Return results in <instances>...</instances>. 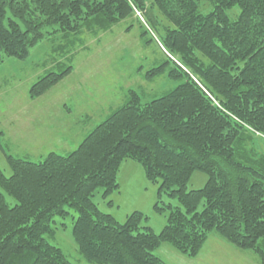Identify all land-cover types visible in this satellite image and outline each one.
Segmentation results:
<instances>
[{
	"label": "trees",
	"instance_id": "16d2710c",
	"mask_svg": "<svg viewBox=\"0 0 264 264\" xmlns=\"http://www.w3.org/2000/svg\"><path fill=\"white\" fill-rule=\"evenodd\" d=\"M208 1L213 8L202 13L200 0H0V64L27 57L48 36H79L85 28L96 35L139 10L185 67L157 42L165 59L144 78L165 76L176 86L148 101L128 88L68 154L14 156L0 131L12 171L7 176L0 168V186L15 200L10 205L0 191V264H74L45 236L66 225L58 218L70 209L77 213L72 233L79 252L95 264H169L155 253L163 242L193 258L212 232L264 264V152L248 142L264 137V0ZM234 7L236 18L229 14ZM137 19L145 43L155 40ZM72 70L48 71L30 97ZM128 159L159 183L154 208L168 213L160 232L144 224L141 211L120 222L95 200L99 189L107 199L120 188ZM195 172L208 179L189 190Z\"/></svg>",
	"mask_w": 264,
	"mask_h": 264
},
{
	"label": "rangeland",
	"instance_id": "374dc122",
	"mask_svg": "<svg viewBox=\"0 0 264 264\" xmlns=\"http://www.w3.org/2000/svg\"><path fill=\"white\" fill-rule=\"evenodd\" d=\"M199 3L202 13L213 8L208 0H200ZM229 14L236 18L239 8L230 9ZM137 17L120 21L96 35L85 28L79 36L65 37L62 33L48 36L32 47L27 57H9L0 64V131H4L1 139L8 153L32 161L40 160L51 151L68 154L79 146L86 134L80 128L88 116L93 118L90 123L92 129L111 109L123 102L122 95H111L117 92V85L137 90L145 101L176 86L177 81L165 76L153 81L144 78V72L164 60L165 54L156 40L145 43ZM162 23L165 25L164 19ZM160 35L161 32L157 36ZM68 65H73V70L63 81L43 96L30 97L29 89L40 77L50 70H64ZM86 91L88 95L81 94ZM74 95L83 97L78 105L72 106L76 100L70 98ZM68 100L72 102L68 103ZM89 107L94 109L91 114H78L88 111ZM260 135H255L254 141L248 142L264 152V137ZM0 168L5 175H11L10 164L1 147ZM191 177L189 190L201 188L208 179L203 172H195ZM118 182L120 188L107 199L102 197L99 189L95 200L100 208L111 212L120 222H124L131 212L141 211L147 217L144 224L160 232L167 222L168 213H159L154 208L159 183L150 181L143 166L130 159L122 162ZM0 191L10 205L15 203L1 186ZM111 200L112 205L109 204ZM174 203L177 204L176 201ZM70 212L66 218H58L65 226L55 228L54 224V232L45 236L74 264H95L79 252L72 233L77 213L73 209ZM203 246L193 258L180 253L167 242L161 243L155 253L169 264H261L253 251L238 249L216 232L210 233Z\"/></svg>",
	"mask_w": 264,
	"mask_h": 264
},
{
	"label": "crops",
	"instance_id": "0c3cea01",
	"mask_svg": "<svg viewBox=\"0 0 264 264\" xmlns=\"http://www.w3.org/2000/svg\"><path fill=\"white\" fill-rule=\"evenodd\" d=\"M72 72V71H71ZM70 74V73H69ZM68 74V75H69ZM67 75V76H68ZM67 76H65L61 81H63ZM105 76V75H104ZM106 80H108V78L106 79ZM61 81H59L57 84H59ZM56 84V85H57ZM120 84L119 85H117L116 87H117V92H114L113 94H111L113 97L117 94L118 95V97H120L121 95L123 96L122 97V99L125 97V94L127 93V90H128V88H125V87H121L120 88ZM53 87H55V85L53 86ZM129 88H131V87H129ZM52 89V88H51ZM50 90V89H49ZM121 91H123V92H121ZM81 94H85V95H88V93H87V91L86 92H83V93H81ZM44 95V94H43ZM43 95H41V96H43ZM81 97H83L82 95H74V96H71V98H70V100H72V101H74V100H76L75 101V104H73L72 106H75L76 104L78 105L79 104V102H80V98ZM70 100H68V103H71L72 101H70ZM61 104V103H60ZM64 104L66 105V108H68L69 110H70V107H68V104H67V102L65 103L64 102ZM110 105H112V104H110ZM61 106H62V104H61ZM63 107V106H62ZM88 111H85V112H79L78 114L80 115V114H91V112L94 110H92L91 109V107H89L88 109H87ZM111 111V110H110ZM110 113V112H109ZM101 114H103L102 112H101ZM93 118L92 117H90V116H88L83 122H82V124H81V130H82V132H87V131H89V130H91L90 128H91V126H92V124H91V126H90V123H92V120ZM77 121H79V119L77 120ZM79 130V128H77V131ZM83 130H85V131H83Z\"/></svg>",
	"mask_w": 264,
	"mask_h": 264
},
{
	"label": "built area",
	"instance_id": "2783aa9c",
	"mask_svg": "<svg viewBox=\"0 0 264 264\" xmlns=\"http://www.w3.org/2000/svg\"><path fill=\"white\" fill-rule=\"evenodd\" d=\"M137 15L139 16V18L145 23V25L147 26L148 30L150 31L151 35L156 39V41L160 44L161 48L164 49L165 53L172 59H174L176 62H178L179 65H181L184 69L185 67L181 64V62H179L177 60V58L172 55L169 51L166 50V48L163 46V44L160 42V40L158 39L157 35L155 34V32L153 31V29H151V27L147 24V22L144 20L141 12L139 10H136Z\"/></svg>",
	"mask_w": 264,
	"mask_h": 264
}]
</instances>
